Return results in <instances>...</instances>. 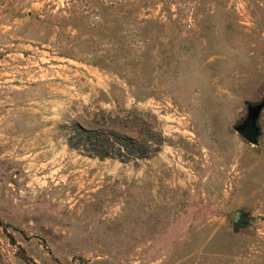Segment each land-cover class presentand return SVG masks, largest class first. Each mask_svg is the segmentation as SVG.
<instances>
[{
  "label": "rangeland",
  "instance_id": "1",
  "mask_svg": "<svg viewBox=\"0 0 264 264\" xmlns=\"http://www.w3.org/2000/svg\"><path fill=\"white\" fill-rule=\"evenodd\" d=\"M263 100L264 0H0V264H264ZM110 116L160 150L70 146Z\"/></svg>",
  "mask_w": 264,
  "mask_h": 264
},
{
  "label": "trees",
  "instance_id": "2",
  "mask_svg": "<svg viewBox=\"0 0 264 264\" xmlns=\"http://www.w3.org/2000/svg\"><path fill=\"white\" fill-rule=\"evenodd\" d=\"M135 120V134L120 130L116 127L117 118L111 116L108 120H93L90 125L75 121L69 137L70 146L101 159L149 158L160 150L164 138L159 131L147 126L141 116H136Z\"/></svg>",
  "mask_w": 264,
  "mask_h": 264
},
{
  "label": "water",
  "instance_id": "3",
  "mask_svg": "<svg viewBox=\"0 0 264 264\" xmlns=\"http://www.w3.org/2000/svg\"><path fill=\"white\" fill-rule=\"evenodd\" d=\"M264 108V100L257 104H250L248 114L243 122L236 126L237 132L249 143L257 144L261 135V126L259 125V117ZM246 213L242 209L235 210L233 223L235 227L245 225Z\"/></svg>",
  "mask_w": 264,
  "mask_h": 264
},
{
  "label": "flooded vegetation",
  "instance_id": "4",
  "mask_svg": "<svg viewBox=\"0 0 264 264\" xmlns=\"http://www.w3.org/2000/svg\"><path fill=\"white\" fill-rule=\"evenodd\" d=\"M246 220H247V215L245 216V223H246Z\"/></svg>",
  "mask_w": 264,
  "mask_h": 264
}]
</instances>
